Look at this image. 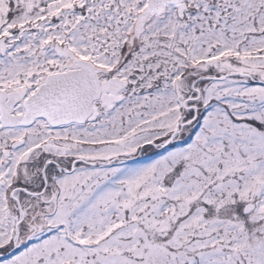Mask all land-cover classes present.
<instances>
[{
    "label": "snow or ice",
    "instance_id": "obj_1",
    "mask_svg": "<svg viewBox=\"0 0 264 264\" xmlns=\"http://www.w3.org/2000/svg\"><path fill=\"white\" fill-rule=\"evenodd\" d=\"M0 264H264V0H0Z\"/></svg>",
    "mask_w": 264,
    "mask_h": 264
}]
</instances>
